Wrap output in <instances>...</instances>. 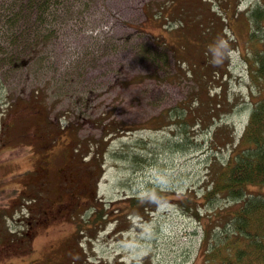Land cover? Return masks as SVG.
I'll return each instance as SVG.
<instances>
[{
  "label": "rangeland",
  "instance_id": "obj_1",
  "mask_svg": "<svg viewBox=\"0 0 264 264\" xmlns=\"http://www.w3.org/2000/svg\"><path fill=\"white\" fill-rule=\"evenodd\" d=\"M256 6L264 0H0V186L16 189L0 221L10 212L1 232H18L0 239V264L204 263L194 207L204 224L234 204L202 192L260 94L244 60ZM170 107L188 122L167 121ZM102 114L124 131L101 138ZM150 186L170 193L144 212L131 200ZM67 195L79 199L59 210Z\"/></svg>",
  "mask_w": 264,
  "mask_h": 264
},
{
  "label": "trees",
  "instance_id": "obj_2",
  "mask_svg": "<svg viewBox=\"0 0 264 264\" xmlns=\"http://www.w3.org/2000/svg\"><path fill=\"white\" fill-rule=\"evenodd\" d=\"M245 14L249 22L246 44H251L252 51L251 56L244 55V60L249 66L248 76L250 80H258L259 84H261L260 94L251 101V110L246 123L226 159L221 162L215 157V160L212 161L206 180L208 184L202 192L204 201H209L212 197H219L222 194L232 199L234 204L226 207L223 211H212L207 214L208 220L204 224L200 221L201 217L199 218V216L204 214L200 213L198 215L196 207H194V214L203 231L201 238V245L205 246L203 264H264V193L248 192L247 190L248 186H264V47L261 48L258 45L260 39L264 41V34L260 39L258 36V30L263 29L264 31V9L256 6L249 8ZM162 17L160 16L159 22H166L169 19L168 17H163L165 20H162ZM225 24L226 20L224 21ZM163 38L160 33L159 36H156L157 40ZM166 43H162L163 47L169 51L170 46ZM205 54L207 55V53ZM33 98L38 99V96L34 95ZM179 105L176 104L175 106ZM173 110H175L173 107L166 109L165 117L167 121H175V123L188 122L189 118L186 117V114L180 116L174 113ZM108 117L109 115L102 114L99 120L103 128L101 138L104 139L108 135L119 134L124 131V127L120 122L112 121V118ZM47 122L49 123V121ZM1 125L5 128L6 122H2V118L0 127ZM83 141V138H78L74 152L79 151ZM96 145L97 143H95ZM26 150V148L22 150L13 149L9 152L12 153V156H15ZM93 154V159L95 157L99 168L98 172L100 173L102 170L101 157L103 151L101 148H96ZM133 157L135 161L139 159L137 154H134ZM210 160L208 165L211 162ZM65 171L69 174L68 169ZM97 176H99L98 173L96 174ZM11 177V179H18L14 175ZM1 191L2 196H0V199L9 197L16 199L15 188H10L8 192L1 185ZM169 193L167 189L150 186L144 195H133L131 202L134 205L137 200L136 197H141L139 201L144 200L141 206H144L142 210L146 212L147 207L152 210L156 204L164 201ZM78 199H73L71 195H67L66 200L59 201L56 204L60 206L59 210L70 207L69 210L71 211ZM7 215L10 216L11 213L6 211V216L2 214L4 217L0 221V239L3 238L2 244L5 243V245L15 243L18 240V232L10 229L12 231H9L11 234L13 232L16 234V236L12 235L10 239L8 238V232H1L3 219ZM12 247L15 248V245H12Z\"/></svg>",
  "mask_w": 264,
  "mask_h": 264
}]
</instances>
